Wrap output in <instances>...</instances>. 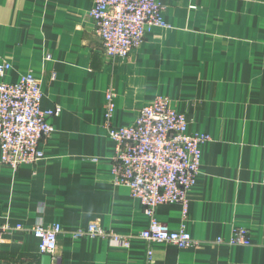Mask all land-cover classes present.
Here are the masks:
<instances>
[{
	"label": "crops",
	"instance_id": "0c3cea01",
	"mask_svg": "<svg viewBox=\"0 0 264 264\" xmlns=\"http://www.w3.org/2000/svg\"><path fill=\"white\" fill-rule=\"evenodd\" d=\"M94 2L0 0V65L11 64L0 82L32 72L42 109H61L41 144L44 160L15 171L0 150V225L60 224L52 264H264V0H161L169 27L153 29L126 60L105 55ZM158 96L188 117L191 134L212 139L187 212L180 204L155 211L170 230L191 235L195 245L186 249L140 239L149 224L144 206L111 174L110 127L131 126ZM94 222L131 246L75 238ZM240 230L249 243L228 244ZM42 258L30 233L0 242V264Z\"/></svg>",
	"mask_w": 264,
	"mask_h": 264
},
{
	"label": "built area",
	"instance_id": "2783aa9c",
	"mask_svg": "<svg viewBox=\"0 0 264 264\" xmlns=\"http://www.w3.org/2000/svg\"><path fill=\"white\" fill-rule=\"evenodd\" d=\"M101 39L103 51L112 59L126 60L139 48L155 28L169 27L162 13L161 0H95L90 12ZM11 70V64L0 65V78ZM40 82L32 72L17 83L0 82V150L2 164L18 170L45 158L42 142L51 138L54 127L50 120L61 109L44 111L41 107ZM115 93L106 94L107 121L114 117ZM115 143L111 164L113 182L126 186L131 196L145 209L149 224L138 237L154 243H170L179 249L195 245L184 229L172 231L156 218V208L164 204H180L184 213L189 207V194L201 172L203 146L212 141L207 134H191L189 119L176 111L169 98L158 96L140 111L134 124L109 129ZM264 184V177H263ZM27 232L38 240L41 255L53 256L57 250L60 224L25 228L0 225V242L5 235ZM75 238L100 237L115 245L129 248L132 239L105 230L99 222L74 233ZM222 242L223 240H218ZM248 234L237 231L230 245H247Z\"/></svg>",
	"mask_w": 264,
	"mask_h": 264
},
{
	"label": "water",
	"instance_id": "95a60500",
	"mask_svg": "<svg viewBox=\"0 0 264 264\" xmlns=\"http://www.w3.org/2000/svg\"><path fill=\"white\" fill-rule=\"evenodd\" d=\"M53 258L50 255H43L41 264H52Z\"/></svg>",
	"mask_w": 264,
	"mask_h": 264
}]
</instances>
